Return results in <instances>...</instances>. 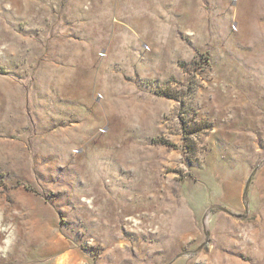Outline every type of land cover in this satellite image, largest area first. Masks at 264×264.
Masks as SVG:
<instances>
[{
  "label": "rangeland",
  "instance_id": "obj_1",
  "mask_svg": "<svg viewBox=\"0 0 264 264\" xmlns=\"http://www.w3.org/2000/svg\"><path fill=\"white\" fill-rule=\"evenodd\" d=\"M0 264H264V0H0Z\"/></svg>",
  "mask_w": 264,
  "mask_h": 264
}]
</instances>
